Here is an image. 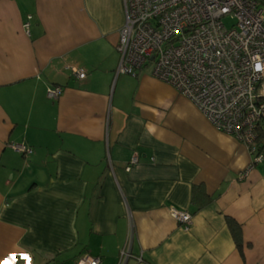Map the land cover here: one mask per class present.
I'll return each instance as SVG.
<instances>
[{
    "label": "crops",
    "instance_id": "crops-1",
    "mask_svg": "<svg viewBox=\"0 0 264 264\" xmlns=\"http://www.w3.org/2000/svg\"><path fill=\"white\" fill-rule=\"evenodd\" d=\"M124 21L123 0H0V264H264V160L151 72L116 75Z\"/></svg>",
    "mask_w": 264,
    "mask_h": 264
},
{
    "label": "built area",
    "instance_id": "built-area-1",
    "mask_svg": "<svg viewBox=\"0 0 264 264\" xmlns=\"http://www.w3.org/2000/svg\"><path fill=\"white\" fill-rule=\"evenodd\" d=\"M123 3L116 75L135 76L150 66L153 77L189 99L216 130L248 148L252 160L247 169L264 160V6L258 0ZM70 70L80 79L85 76L82 68ZM62 91L48 87L46 95L56 99ZM12 146L31 151L22 144ZM169 214L186 228L191 221L185 210L170 207ZM128 255L121 250L118 264H125ZM74 264L101 261L85 252Z\"/></svg>",
    "mask_w": 264,
    "mask_h": 264
},
{
    "label": "trees",
    "instance_id": "trees-1",
    "mask_svg": "<svg viewBox=\"0 0 264 264\" xmlns=\"http://www.w3.org/2000/svg\"><path fill=\"white\" fill-rule=\"evenodd\" d=\"M262 5H264V0H258ZM192 200L196 201L197 203H204L206 200V196H204V192L202 190L201 186L193 187L192 190ZM227 225L232 232V235L234 237V240L236 242L237 248L242 253V239L240 235V227L238 223L230 217H226Z\"/></svg>",
    "mask_w": 264,
    "mask_h": 264
},
{
    "label": "rangeland",
    "instance_id": "rangeland-1",
    "mask_svg": "<svg viewBox=\"0 0 264 264\" xmlns=\"http://www.w3.org/2000/svg\"><path fill=\"white\" fill-rule=\"evenodd\" d=\"M262 6H264V5H262ZM228 24V23H227ZM143 69H145L146 70V72H150V69H151V67L150 66H146L145 68H143Z\"/></svg>",
    "mask_w": 264,
    "mask_h": 264
}]
</instances>
